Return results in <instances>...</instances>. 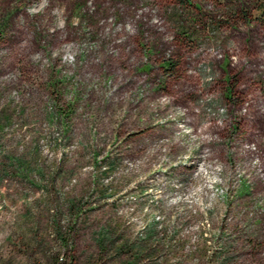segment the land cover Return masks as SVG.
<instances>
[{"label": "rangeland", "instance_id": "374dc122", "mask_svg": "<svg viewBox=\"0 0 264 264\" xmlns=\"http://www.w3.org/2000/svg\"><path fill=\"white\" fill-rule=\"evenodd\" d=\"M0 264H264V0H0Z\"/></svg>", "mask_w": 264, "mask_h": 264}]
</instances>
